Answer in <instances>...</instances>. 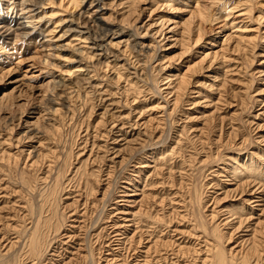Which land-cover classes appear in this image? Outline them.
<instances>
[{"label": "rangeland", "instance_id": "1", "mask_svg": "<svg viewBox=\"0 0 264 264\" xmlns=\"http://www.w3.org/2000/svg\"><path fill=\"white\" fill-rule=\"evenodd\" d=\"M68 2L0 0L50 47L1 55L0 264H264V0H106L107 57Z\"/></svg>", "mask_w": 264, "mask_h": 264}, {"label": "bare ground", "instance_id": "2", "mask_svg": "<svg viewBox=\"0 0 264 264\" xmlns=\"http://www.w3.org/2000/svg\"><path fill=\"white\" fill-rule=\"evenodd\" d=\"M114 1L116 2V1H120V0H114ZM62 2H64V1H62ZM105 3H106V0H69V2H68L69 7L71 6L72 9H76L77 11L75 10L76 12L71 13L72 15L70 16V19L67 22H65V24L63 22L64 25H63V28L61 30V33H63V34L60 38L64 39L65 36H67V34L69 32H71V33H73L72 36H74L75 38L78 37L80 40L84 39V41H90L92 43L91 49L93 51H101L102 53L106 54L104 56H106V57L109 56L110 50L107 46L110 44L107 45L105 42L109 41V43H111L112 42L111 37L115 34V31H117L118 29H117V27H114L111 24L109 25L108 23L103 21L101 18H99V15H100L99 12H101V9L105 5ZM196 10H197V16L201 22L202 21L203 22L209 21L210 18L207 17L204 10L199 9V8H197ZM23 19L24 18L17 16L15 18L6 17V18H4V20L0 21V33H1L0 34V43H4L3 44L4 47L0 48V50L8 49V51L7 50H6V52L4 51L5 53L0 54V56L1 55L2 56L3 55H10L9 52L11 49H13V48H11V46H14V48H16L18 45L19 41L17 42L16 40H14L15 43L13 44V39H16V38L17 39H20V38L30 39L31 43H33L34 45H39L42 48V50L44 51V53H46L45 51L48 49L49 45H47L46 42H42L43 39H41V36L42 37L44 36V38L47 37L45 35V33L47 34L48 32L42 31L43 32V34H42V33L37 32L36 29H33V28L29 29V28L25 27V23L23 22ZM213 21H215V20L212 19V22ZM7 27H8V29H6ZM12 27H14L15 29L10 31L9 29H12ZM197 30H198L197 32L199 35H198V39L196 41V45H197V42L203 37L200 34L202 31V26H199ZM63 31H65V32H63ZM82 35H85L86 37H82ZM129 38H133V40H135L134 37H132V35L129 36ZM22 41H23V39H22ZM135 41H133V42H135ZM23 42L21 43V45L23 44ZM140 45L137 43H135V45H133V43H129V44H127V47L128 48L131 47L133 52H138L140 49L138 50L137 47H139ZM111 47L113 48V46H111ZM68 49H69V46L57 47V50L61 54L66 52ZM192 49L193 48L189 44V46L185 49L186 50L185 52H192ZM75 51L77 53V49H75ZM111 54H113V53H111ZM2 56L0 57V60H1ZM60 73H62V72H60ZM68 73L72 74L73 76L74 75L78 76L76 79L77 84L80 83L79 80L81 81V79H79V75L81 77L85 76V75H81V73H83V67L77 68L74 72L68 71ZM63 74H61L62 77L59 81H57L56 79L53 78L54 79V86H55L53 92L56 91V89H59L60 87H62V85H64L65 82L67 81V80H65L67 78H64V76H66V74H64V75ZM74 84H76V83H74ZM47 101H48L47 102V105H48L47 111H48L49 116H51V117H55L56 114H58V112H60V110L63 107L67 108L66 103H64V102L62 103V102L57 101L55 94H52L51 98H49ZM39 232L40 231L38 230L37 234ZM37 234H35L36 236H34V238L32 237L33 239L30 241V242H32V252L34 254H37L39 252L38 247H40ZM216 264H226L225 258H223V256H220V259Z\"/></svg>", "mask_w": 264, "mask_h": 264}]
</instances>
